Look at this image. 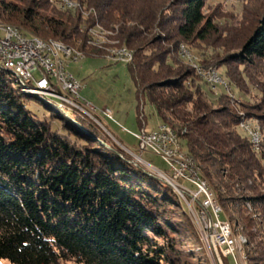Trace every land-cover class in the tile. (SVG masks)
I'll list each match as a JSON object with an SVG mask.
<instances>
[{
    "label": "trees",
    "instance_id": "16d2710c",
    "mask_svg": "<svg viewBox=\"0 0 264 264\" xmlns=\"http://www.w3.org/2000/svg\"><path fill=\"white\" fill-rule=\"evenodd\" d=\"M25 1L0 0L2 21L103 58L105 52L87 44V30L98 26L133 53L125 68L136 99L147 101L161 124L171 127L203 178L211 185L214 179L218 182L213 190L228 194L224 198L218 192V200L240 205L239 216L246 212L245 204L261 209L264 195L233 194L252 192L256 181H264L263 142L255 153L236 131L240 117L231 108L217 103L208 110L193 101L201 92H193L188 73H173L167 63L172 52L161 47L170 44L176 50L181 41L205 40L214 27L203 14L204 0H75L81 8L76 11L57 10L49 0ZM82 23L87 24L84 30ZM157 30L166 36L156 37ZM235 56L244 66L264 62V12ZM21 89L12 73L0 69V260L174 264L179 245L174 210L186 213L172 188L131 163L91 121H74L55 102ZM29 98L48 111H59L60 119H67L61 127L66 133L32 116L25 107ZM187 104L191 111H186ZM261 217L264 222V210ZM240 218L242 224L250 223V218ZM259 250L256 260L263 262L264 249Z\"/></svg>",
    "mask_w": 264,
    "mask_h": 264
},
{
    "label": "rangeland",
    "instance_id": "374dc122",
    "mask_svg": "<svg viewBox=\"0 0 264 264\" xmlns=\"http://www.w3.org/2000/svg\"><path fill=\"white\" fill-rule=\"evenodd\" d=\"M26 1V5H28L30 0ZM204 1L203 14L206 19L211 21L214 27L207 34L205 40L181 41L176 50H173L170 44L162 43L161 47L169 49L172 52L170 54L172 59L168 58L167 63L171 65L173 73H188V77L192 80V86H194L193 92H201L199 99L194 96L193 101H201L202 105L206 104L208 110L216 109L217 103L231 108L240 117L236 131L241 136L246 137L252 150L258 153L262 142L264 145V62H255L253 66H244L235 59V55L238 53L240 43L244 42L249 34H251V31L253 32L257 27L259 19L264 12V0ZM55 2L56 0H49V4L60 10ZM247 2L250 4L243 11L244 5ZM166 13H170V11H166ZM84 19H86L85 15ZM0 20L2 22V24L0 23L1 27L2 25L4 28L11 27L13 33L20 31V37L25 42L27 39L30 41L38 40V42L51 43L50 45L58 44L72 52H76L80 56L79 60L77 62L75 60H67L64 61L63 65H68L67 70L80 82L82 86L80 97L83 104L78 105L81 109L71 106L67 109L58 104V102H55L58 110L69 113L74 121L77 119L91 121L114 145H117L126 154L131 163L144 170L148 168L154 171L153 174L156 177H160L153 167L164 171L165 165L156 156L149 153L140 154L138 142L132 136V133L138 134V130L143 128L146 132H150L158 125L164 124H161L154 108L147 101H144V99L138 101V98L136 99L135 89L125 68L124 60L108 56L110 54L108 49L111 46L121 47V49L125 48L124 46H120L117 42L112 41L111 35L107 31L94 26L87 30L88 39L90 38L87 44L90 47H96V49L105 52L104 54L102 53L103 58H94L93 56L100 55H96L93 52L82 54L79 51L66 47L60 42L46 41L30 35L17 26L3 22L1 16ZM80 27L84 30L87 24L82 23ZM155 33L156 37H165L167 34L160 30L155 31ZM146 53L147 55L151 54L150 51ZM211 73H216L215 76H218L217 83L209 81ZM12 75L16 83L22 88L21 91L23 93L32 87L27 83L23 84L22 80L15 73H12ZM33 77L38 79L39 72L33 73ZM28 95H36L39 98H47L52 101L46 95L40 96L30 93ZM221 97H225L223 101L218 100ZM25 107L32 116L43 122H50L53 131L66 133L62 131L61 127L66 123L67 119L61 120L58 115L60 112L56 109L58 114L48 111L43 107L41 101L35 98L26 100ZM106 110L111 112L113 120L104 116L103 111ZM191 110V105L187 104L186 111ZM206 112V110H202L201 113L204 114ZM138 122L141 123L140 126H138ZM245 124L249 125V127L241 126ZM166 126L171 129L170 126ZM81 129L83 130V128ZM256 130L259 131L261 139H259V147L258 144L256 147L251 142V134ZM78 143L82 144V142ZM180 149L182 148L180 147ZM144 161L150 163L153 167L147 166ZM196 165L201 168L197 163ZM200 174V179L205 182L207 188H211L210 192L213 193V200L219 206L220 211L222 210L221 213L223 214L224 221L229 224L231 231L230 238L236 241L233 247L236 261L233 262L231 257L224 256L220 249L215 250L213 247H207L204 244L202 235L204 236L205 232L203 231L205 230L204 223L199 215L200 201L192 200L187 193L186 195L178 194L176 188H172L163 178L158 177L177 194L181 203V209L186 213L185 217L181 215V210H174L175 215L173 216V220L179 225V235H177L179 245L176 246L173 254L174 264H228V262L229 264H264V261L258 262L256 260V258L260 259L259 249H264V222L261 217L264 205L258 210L252 205L245 204L244 209L246 212L240 214V216L250 218V223L244 225L240 221L239 213H237L240 205L232 207V205L227 204L225 201L220 202L217 197L218 192L224 198H227L228 194L224 193L221 189L214 191L213 186L218 187V182L215 179L212 180V186L208 179L206 181L203 178L204 176L201 172ZM254 186V191L235 193L233 194L234 198H240L242 195H264V181L258 180ZM227 258L229 259L228 261L225 260ZM0 264L10 263L6 260H0ZM63 264L75 263L68 261Z\"/></svg>",
    "mask_w": 264,
    "mask_h": 264
},
{
    "label": "built area",
    "instance_id": "2783aa9c",
    "mask_svg": "<svg viewBox=\"0 0 264 264\" xmlns=\"http://www.w3.org/2000/svg\"><path fill=\"white\" fill-rule=\"evenodd\" d=\"M55 3L61 6L62 11H65V6H75L57 1ZM120 57H124V65L131 62L129 55ZM68 60L77 62L79 59H69L68 56ZM67 66L58 64L55 50L28 45L20 37V32L11 33L0 26V67L18 70L28 85L35 87L42 95L57 100L64 108L69 109V102H76V109H81L78 105L83 104L80 97L82 86L67 70ZM35 72H39L38 79L33 77ZM210 75L209 81L217 83L215 74ZM103 114L113 120L110 111H103ZM132 136L138 142L140 154L149 153L163 162L164 171L154 170L169 186L176 188L180 195L187 193L192 200L200 201L199 215L204 223V244L215 250L220 249L224 256L231 257L235 262L236 254L233 253V244L230 241L229 224L224 221L219 206L214 203L213 193L201 182L200 176L190 164L188 155L182 149H177L179 140L168 138L167 131L160 125L150 132L140 129L138 134L132 133Z\"/></svg>",
    "mask_w": 264,
    "mask_h": 264
},
{
    "label": "bare ground",
    "instance_id": "6f19581e",
    "mask_svg": "<svg viewBox=\"0 0 264 264\" xmlns=\"http://www.w3.org/2000/svg\"><path fill=\"white\" fill-rule=\"evenodd\" d=\"M57 2H59V3H63V4H75V6H65V11L66 10H70V11H76V10H78L79 8H80V5H79V3H77L75 0H56ZM57 6H58V8L61 10V6H59L58 4H56ZM1 21V20H0ZM1 24H2V22H0ZM2 27L4 28V26L2 25ZM2 28V29H3ZM5 29V31H8V32H11V33H13V29L11 28V27H6V28H4ZM16 31V30H15ZM20 31H18L17 33H19ZM28 37V36H27ZM29 39H31L30 37H29ZM30 40H28L27 39V41L25 42L26 44H28V45H36V46H42V47H48L49 48V50H55V57H56V61L58 62V64H61V65H63V63H65L64 61H67L68 60V56H69V59H79L80 58V56L76 53V52H72L71 50H69V49H67V48H64V47H61V46H59L58 44L57 45H50V44H48V43H43V42H38V40L37 41H33V40H31L30 42H29ZM112 47V48H111ZM109 49H108V51L110 52V54L108 55V56H112V57H116V58H120V59H123L124 60V57H120V56H124V55H129L130 56V59H132V53H130L126 48H122L121 49V47L120 48H118V47H115L114 45L113 46H111ZM66 55H68V56H66ZM189 58V57H188ZM71 61V60H70ZM74 61V60H73ZM76 61V60H75ZM117 61V60H116ZM189 61H191V60H189ZM0 68H2V67H0ZM2 69H4V70H6V71H8V72H11V73H15L16 74V76L19 78V79H21L22 80V82H23V84H25V83H27L26 82V80L20 75V72L18 71V70H14V69H11V68H2ZM214 74H216V73H214ZM216 77V76H215ZM218 77V76H217ZM216 77V78H217ZM222 83V82H221ZM28 84V83H27ZM28 87V86H27ZM31 87V86H30ZM30 87H28V88H30ZM25 88H26V86H25ZM227 88V87H226ZM27 89V88H26ZM25 93H30V94H38V95H42V93L40 92V91H38V90H36L35 89V87H31L30 89H27V90H25ZM47 96V95H46ZM45 96V97H46ZM48 98H50V99H52V101L53 102H57V100H54L53 98H51L50 96H47ZM47 99V98H46ZM58 104H60L59 102H58ZM76 102H69V106H71V107H75L76 108ZM161 126V128L162 129H165V131H167V136H168V138H173L174 140H179L178 139V137H177V135H176V133L174 132V131H172L169 127H167L166 125H160ZM244 127H246V128H248L249 127V125H243ZM248 130V129H247ZM246 130V131H247ZM259 131L258 130H256V131H253L252 132V134H251V136H252V138H251V142H254V145H256V147H257V144L258 143H260L259 142V139H260V137H259V133H258ZM249 133V132H248ZM250 137V136H249ZM261 140V139H260ZM258 147H259V144H258ZM177 149H180V144H179V142H177ZM256 149H258V148H256ZM188 159H189V162H190V164H192L193 165V168H194V170L196 171V174H198L199 176L201 175L200 174V168L196 165V163H195V161L191 158V157H189L188 156ZM154 169V168H153ZM166 182V181H165ZM201 182L202 183H204L205 184V182L203 181V180H201ZM206 185V184H205ZM209 189H211V188H209ZM215 203V202H214ZM218 206V205H217ZM219 211H220V208H219ZM220 212H222V210L220 211ZM230 241L232 242V244H233V247H234V242H236V241H234V240H232L231 238H230ZM234 251V250H233Z\"/></svg>",
    "mask_w": 264,
    "mask_h": 264
},
{
    "label": "water",
    "instance_id": "95a60500",
    "mask_svg": "<svg viewBox=\"0 0 264 264\" xmlns=\"http://www.w3.org/2000/svg\"><path fill=\"white\" fill-rule=\"evenodd\" d=\"M54 105H55V104H54ZM55 106L57 107V105H55ZM57 108H58V107H57ZM144 163H147V162L144 161ZM147 164L151 165L150 163H147ZM151 166H152V165H151ZM152 167H153V166H152ZM153 168H154V167H153ZM145 170H146L148 173H150L151 175H154V174H153L154 171H152V170H150V169H148V168L145 169ZM154 176H155V175H154ZM158 177H159V176H158ZM158 177H157V178H158ZM159 178H160V177H159Z\"/></svg>",
    "mask_w": 264,
    "mask_h": 264
}]
</instances>
